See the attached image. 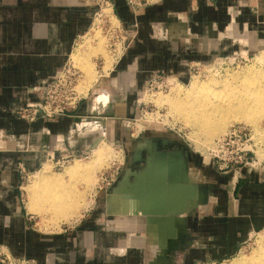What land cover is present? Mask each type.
I'll return each instance as SVG.
<instances>
[{
  "label": "crops",
  "instance_id": "obj_1",
  "mask_svg": "<svg viewBox=\"0 0 264 264\" xmlns=\"http://www.w3.org/2000/svg\"><path fill=\"white\" fill-rule=\"evenodd\" d=\"M113 4L124 34L132 36L110 70L90 85L101 86L91 106L77 105L66 114L29 122L17 116V108L38 102L46 83L72 59L81 45H76V41L91 27L95 3L94 0H0V244L16 257L40 261L48 258L50 264H174L157 254L158 247L148 238L144 245L123 254L110 250L120 236L105 229L102 222L97 223L98 217L102 221L111 217L104 214L109 208L120 209L110 205L112 197L108 189L101 191L97 199V207L103 206L100 210L86 211L92 199L79 198L81 204L86 202L88 206L79 205V214L73 220L80 216L82 219L74 229L53 233L36 229L21 202L19 167L35 170L32 175L42 171L48 165L43 163L46 157L58 155L51 151L58 140L66 141L71 153L91 150L100 136L104 138L114 125H120L119 116L136 109L138 92L152 75L186 80L194 62L209 61L218 54L236 50L239 47L236 35L247 36L252 47L264 41V0H148L136 12L130 0H113ZM152 21H162L168 36L152 35ZM106 84L112 85V93L102 88ZM89 113L98 116L81 120L80 124H84L81 129L89 128L88 135L74 138L68 130L75 118ZM76 128L79 129L78 125ZM95 130L97 135L89 133ZM218 177L221 176H216L217 180ZM206 187L212 191L208 193L211 204H203L201 209L206 212H198L186 221L184 236L190 248L175 264L229 257L251 230H264V164L257 170H242L224 201L219 200L221 193L213 183ZM29 203L26 206L31 213L42 215L31 210ZM124 217L137 219L139 225L140 218L143 219L141 214L127 213ZM72 218L61 221L72 223ZM112 221L115 226H123L116 218Z\"/></svg>",
  "mask_w": 264,
  "mask_h": 264
},
{
  "label": "rangeland",
  "instance_id": "obj_2",
  "mask_svg": "<svg viewBox=\"0 0 264 264\" xmlns=\"http://www.w3.org/2000/svg\"><path fill=\"white\" fill-rule=\"evenodd\" d=\"M146 1L148 0H130L133 11L136 12L140 7L144 5ZM94 3L95 6L92 19V23L93 21L94 23L91 24V27H93H90L89 31L85 35L78 38V40L76 41V45L81 44L79 45L78 49H80V52L82 54L81 57L86 60V65L89 66L90 64V66H92H89V70L92 71L96 68L101 75H104L106 73L105 71H103V69L106 67V65H108V63L113 62L114 58V62L119 59L121 54L124 52V49H126V47L128 46L129 39L132 35L128 36L124 34L119 18L117 16V11L113 4V0H94ZM106 5H110L109 7L111 8L112 15L116 16L118 19V23L115 26H113L115 22L112 23V20L109 17L105 16L104 14H100L102 7ZM150 31L152 32V35L156 37L168 36V29L163 26L162 21H152L150 23ZM154 31L157 34H154ZM96 34L98 37L96 36ZM234 36L235 35H233V37ZM99 37L102 38L101 42L98 41ZM123 38L124 42L122 43ZM235 39L237 40L239 46L236 50H234L238 51L237 53L232 51L229 54H218L209 61L198 62V65L195 64L196 62H194L192 65H190L189 75L186 80H182L172 75H152L147 83L143 87H141L140 91L138 92V97L137 99H135L136 103L138 104V106H136V109L133 108L132 113L119 116L117 121L120 122V125H114L112 131L108 130V132L105 133L104 138L100 136L91 150L87 149V151L83 153H71L70 149L67 146V142L58 140L51 147V151L58 152V155H48L43 163H48L47 166L50 167L51 172L63 174L66 173V167L72 164L77 159V162H81L80 164H82L83 167L84 165L85 167L91 166L89 170H86V172L82 171V173L84 174H76L74 175L75 177L71 176L72 179L71 177L67 178L66 174H64L62 182H65L67 188L73 189L74 191L77 190L79 192L78 193L76 191L77 194H80L81 192L84 199H92V202L86 209V211L92 208L100 210L103 208V206L97 207V199L102 193L101 191H104L105 189L109 190L114 185L113 183L117 181V179L127 173L128 169L134 170L132 165L135 161H133V159L135 157L136 151H141L142 153L144 152V147H142L143 143L146 144L148 141L161 139L166 142H172L174 145L179 146L183 151L184 156L188 160V166L190 165L189 170L191 177L194 180L200 182V185L202 187H206L209 184L213 183V185H215V187L221 193L219 200L224 201L227 196V191H229L230 193L231 188L240 177L242 170H257L258 167L264 164V117H260V119L257 121V128H254L252 124L245 120L232 119L226 122L224 131L222 133H224L231 124L236 127L243 126L246 128V132L248 133V135L250 133V135L252 136V139L249 140V143L252 144V150L250 153L254 162L251 166H242L239 169L222 171L217 168L215 163H213V159L209 154L211 153L210 149L212 147L213 141L222 133L212 138H204V132H202L200 128L197 129V126L194 124V122L185 120L184 115L178 114V112L172 109L169 100H155V98L158 94L168 98L176 97L180 99L182 97L186 98L190 95H196V97L197 95H201V98L194 97V99L196 98L194 105H200L203 101L202 98H204L205 105L207 103L205 109L209 113H211V111L213 110V100H215V98L211 97V94H218L222 87L225 92H228V90L231 89H233L234 91L237 90V88L233 87L234 75L242 76L245 72L249 71V75L256 76L259 75L260 72H263L261 69L264 68V41L261 44H254L255 46L252 47L253 43L252 41L250 42L247 36L238 37L236 35ZM73 61L74 63H76V65H73L72 69L76 72L75 75L77 76V81L75 82V84L77 85L78 83H80V81L82 82L83 78L85 77V73L82 69L83 61L80 62L79 57L75 58V60ZM70 64L72 63L70 62ZM101 78L105 79V76H101ZM165 78H167L168 80ZM235 83L239 84L237 81ZM201 85L204 86V89H202L205 90L204 92H202L201 90L198 91V86L200 87ZM103 87L110 93H112L111 89L113 90V88H111V84H106V86L102 85V88ZM174 87H179L181 92L178 93L175 89H173ZM100 89L101 86L98 87V85L93 84L85 94H81L85 97H82L78 101L75 108L77 107V105L91 106L92 98L96 95L95 92H98V90ZM106 102H109L108 98L106 99ZM73 109L71 108V110H69L68 112L72 111ZM218 115L220 117L219 113H214L213 119H218ZM17 116L19 117L18 114ZM92 116L95 115H91L89 113L76 117V120L74 121L72 127L68 130V133L73 135L74 138H77L78 136L85 137L89 128L86 127L79 130L76 127L77 125L78 128L81 127L79 124L82 119H84L85 117L87 119H90ZM39 118L50 117L45 116ZM96 131L98 130H95L93 132L91 131L89 133L97 135L98 132ZM76 154H78L75 157L77 159H71L64 166L55 165L56 161H59L64 157H68L70 159L73 157L72 155ZM95 156L98 161L96 159L94 160ZM204 159H208L207 161L209 162L205 163ZM96 162H98V164ZM94 163L95 167H92ZM116 166L118 168H116ZM41 167L42 165L38 167V169H40ZM23 168L24 170H21L19 167L21 175L20 197L24 209L27 212L28 220L33 224V226L36 229L44 231L46 233H53L55 231H69L74 229L76 224L79 223V220L82 219V216H80L76 221L72 223L62 222L64 219H58L56 220L57 222H54V224H56L53 226L52 221H46L44 220L45 217H43L42 215L33 214L27 209L26 205L30 200L28 195L30 194V191H27L26 186L30 183L32 179V173L35 170L29 171L25 167ZM112 170L118 171L117 177L116 180L112 182L109 187H107L106 180L102 181L99 176L101 172H112ZM218 175H220L221 177H218L217 180L216 176ZM235 175L236 180L232 178ZM211 200L212 198H210L209 194H207L203 204L210 206ZM109 203L110 205L113 204L114 206H119V202L114 201V198H112V201L110 200ZM203 204L193 209L189 214H183L181 216L183 219L181 220V222L184 226L185 232L183 234V240L177 243L176 248L169 255H166L165 253H163V251L157 248V254L162 255L166 258V260L168 259L169 262L174 264L179 261V257L183 256V252L185 251V249L190 248L186 243L184 236L187 232L185 225L187 223L186 221L189 217L197 215L198 212L200 214L206 212L205 209H201V207H203ZM200 210H202V212H200ZM86 211H84L82 215H84ZM120 211L121 209H119L117 212L116 207L109 208L104 213L108 216H111L108 218V220L106 219V221H102L100 217L97 218V223L102 222V226L105 227V229L116 231L120 236L118 242L111 245V251L117 254L126 253V251L130 248L144 245L147 241V238L149 239L148 241H151L152 244L157 246L154 235L151 233L149 234V232L145 231L142 218H140L141 224L139 225L140 222L137 219H127L126 217H124V214H121ZM116 212L119 214H117ZM78 214L79 212L77 211L76 215L74 216L77 217ZM113 218L119 220L120 223L123 224V226H115L114 221H112ZM65 220H67V218ZM44 221L47 222H45L46 225ZM57 223L60 225L56 226ZM132 241L133 243H131ZM260 245H264V230H251L248 233L247 237L243 241H241L237 251L233 255L215 260H197L193 261V264H232L235 260L250 256L254 251H256V249H258V247H260ZM3 247L6 250V247L3 244H0V248H2V250ZM3 252L5 251L3 250ZM10 254L12 257L17 259V264H50L51 262V260H49L48 258L40 261L34 258L16 257L11 252Z\"/></svg>",
  "mask_w": 264,
  "mask_h": 264
},
{
  "label": "bare ground",
  "instance_id": "obj_3",
  "mask_svg": "<svg viewBox=\"0 0 264 264\" xmlns=\"http://www.w3.org/2000/svg\"><path fill=\"white\" fill-rule=\"evenodd\" d=\"M109 6L110 5L103 6L100 11V14L101 15L104 14L105 16L109 17L112 20V23L115 22V24L113 25L115 26L118 23V19L116 16L112 15V11ZM98 39H99L98 41L100 42L102 41V38L99 37ZM81 56L82 54L80 52V49H76V51L72 55V59H69V61L73 65H76V63H74L73 61L75 60V58L79 57L80 62L83 61L82 69L85 73V77L83 78L82 82L80 81V83L76 85V89L79 93L85 94L87 90L89 89L90 85L93 82H95L97 78H99L100 73L98 72L96 68L94 69V67H93L94 70L92 71L89 70L90 64L89 66L86 65L87 64L86 60H84L83 57ZM111 63H108V65H106L103 71H107L111 67L110 66ZM261 70L263 72H260V74L256 76L249 75L248 74L249 71L245 72L242 76L234 75L233 77L234 86L233 87L237 88L236 91L231 89V90H228V92H225V90H223V87H222V89L218 92V94L216 95L211 94V97L215 98V100L211 99L213 100V110L211 111V113H209L205 109V106L207 105V103L205 105L204 98H202L203 101L201 102L200 105H197V106L194 105L196 98L200 97L201 95H197V97L196 95H190L186 98L182 97L180 99L176 97L168 98V97L158 94L155 100H169V103L172 109L178 112V114L184 115L185 120L194 122V124L197 126V129L200 128L202 132H204L203 133L204 138H212V137H215L221 134L224 131L226 122L232 119L233 120H245L249 122L250 124H252L254 128H257V121L260 119V117H264V68H262ZM236 81L239 84L235 83ZM203 87H204L203 85H201L200 87L198 86L199 88L198 91L201 90L202 92H204L205 90H202L204 89ZM173 89H175L178 93L181 92L179 87H174ZM194 97L196 98L194 99ZM214 113H219L220 117L218 115L219 118L214 120L213 119ZM79 125L82 127L84 124L82 123ZM81 127L79 129H81ZM95 159H96V156L94 160ZM207 160L208 159H204V162L205 163L209 162ZM77 161L78 159L66 167V170H65L66 173L64 174H68L67 177L74 176L76 174L82 175L84 174L82 173V171L86 172V170H89V168L91 167V166H87L90 163L86 165L87 167H85V165L83 167L82 164H80L81 162L79 163ZM96 163L98 164V162ZM93 166L95 167V163L92 165V167ZM58 174L59 175H55L53 172L50 171V167L46 165L42 171L36 172L35 174L32 175V179L27 186L28 188L27 190L30 191V194H28L30 196L29 208L31 210H34L35 212H38V213L41 212L42 216L45 217L44 220L46 221L50 220L52 221V224L58 219L63 220V218L75 217L72 215H76L79 205H80V208H81V205H83L79 202V198L82 196V193L80 192V194H77L78 192L77 190L76 192L73 189L67 188L65 185V182H62L63 180L61 178L64 175H61L60 173ZM235 178L236 176H234V180ZM87 206L88 204L85 202V204L82 207L87 208ZM73 219L74 218H72V220ZM232 264H264V245H260V247H258V249H256V251H254L250 256L244 257V258L242 257L241 259L235 260L234 263Z\"/></svg>",
  "mask_w": 264,
  "mask_h": 264
},
{
  "label": "water",
  "instance_id": "obj_4",
  "mask_svg": "<svg viewBox=\"0 0 264 264\" xmlns=\"http://www.w3.org/2000/svg\"><path fill=\"white\" fill-rule=\"evenodd\" d=\"M142 147L146 158L136 151L133 161L143 160L144 165L128 169L109 191L119 202L121 214L142 215L145 231L152 233L158 249L169 255L183 240L181 216L203 204L212 191L191 179L188 160L181 150H158L156 139Z\"/></svg>",
  "mask_w": 264,
  "mask_h": 264
},
{
  "label": "built area",
  "instance_id": "obj_5",
  "mask_svg": "<svg viewBox=\"0 0 264 264\" xmlns=\"http://www.w3.org/2000/svg\"><path fill=\"white\" fill-rule=\"evenodd\" d=\"M215 1V0H209ZM154 34L155 31L153 32ZM162 33V32H161ZM124 42V38L122 43ZM123 46V44H122ZM238 52V51H234ZM242 52V51H241ZM246 54V53H245ZM198 65V62L195 63ZM73 64L68 61L61 69H59L53 78L47 82L43 91V96L39 102L27 103L17 108L16 113L19 117L27 121H35L39 117H51L63 115L71 108H75L78 101L84 96L76 89L77 81L76 72L72 69ZM168 78V76H167ZM165 78V79H167ZM168 80V79H167ZM252 136L248 135L246 128L243 126H234L233 124L221 135H219L212 143L210 156L217 168L222 171L239 169L244 166H251L253 159L251 157V146L249 140ZM72 158H62L56 161L55 165L64 166L77 155ZM116 168H118L116 166ZM24 170L23 166H20ZM118 171L101 172L99 178L106 180L107 187L116 180ZM3 250L5 252H3ZM0 248V264H17V259L11 256L10 252Z\"/></svg>",
  "mask_w": 264,
  "mask_h": 264
},
{
  "label": "flooded vegetation",
  "instance_id": "obj_6",
  "mask_svg": "<svg viewBox=\"0 0 264 264\" xmlns=\"http://www.w3.org/2000/svg\"><path fill=\"white\" fill-rule=\"evenodd\" d=\"M156 143H157V149L158 150H162V151H166V150H170V149H179V150H181V148L179 146L174 145L172 142H169V141L166 142V141H163L161 139H156ZM169 143L173 144L172 147H171V145H169ZM141 155H142L143 159H145L146 156H147V152L144 151ZM143 165H144V161L140 160V161H135L134 164L132 165V167H133L134 170H137V169L141 168Z\"/></svg>",
  "mask_w": 264,
  "mask_h": 264
}]
</instances>
